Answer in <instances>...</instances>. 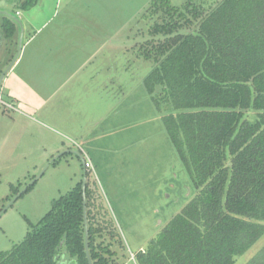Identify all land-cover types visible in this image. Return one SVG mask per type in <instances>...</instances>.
<instances>
[{
	"label": "rangeland",
	"instance_id": "374dc122",
	"mask_svg": "<svg viewBox=\"0 0 264 264\" xmlns=\"http://www.w3.org/2000/svg\"><path fill=\"white\" fill-rule=\"evenodd\" d=\"M185 2L170 0L176 6ZM12 4L11 10L27 26L23 40L21 33L19 37V60L6 75L0 94V251L22 242L55 199L80 182L83 185L86 173L96 204L117 229L115 239L103 234L106 238L98 237L97 242L111 243L119 264H135L129 261L131 252L145 250L194 194L162 111L143 88V78L153 67L143 58V44L153 37L150 29L159 15L152 12L153 0H13ZM33 28L41 29L26 51L24 43ZM38 55L48 61L44 62L50 70L45 71L39 60L28 65ZM73 56L75 61L79 58L77 64L67 60ZM88 56L113 76L110 89L116 99L111 111L105 101H98V109L85 103L94 94L91 83L83 85L87 81L82 73L92 71L93 64L80 71L73 66ZM54 66L58 83L69 80L65 74L69 70L75 83L57 90L47 102L48 91L38 82L27 83L25 77L30 71L43 76ZM98 114L100 123L88 126ZM72 151L86 154L92 168L87 170Z\"/></svg>",
	"mask_w": 264,
	"mask_h": 264
},
{
	"label": "trees",
	"instance_id": "16d2710c",
	"mask_svg": "<svg viewBox=\"0 0 264 264\" xmlns=\"http://www.w3.org/2000/svg\"><path fill=\"white\" fill-rule=\"evenodd\" d=\"M152 9L144 85L194 194L137 264H264V0H153ZM86 206L93 264H119L111 243L97 242L117 229L87 183ZM63 250L90 264L82 182L0 251V264H61Z\"/></svg>",
	"mask_w": 264,
	"mask_h": 264
},
{
	"label": "crops",
	"instance_id": "0c3cea01",
	"mask_svg": "<svg viewBox=\"0 0 264 264\" xmlns=\"http://www.w3.org/2000/svg\"><path fill=\"white\" fill-rule=\"evenodd\" d=\"M12 1L13 0H0V3L5 4V5L8 6V8H6V7L3 8L2 6H0V9H4L2 11L9 12L11 9H13L12 6H13L14 2L12 4ZM30 22H31V20H30ZM44 25H42V26H44ZM26 26L27 25L23 23V35L24 36H25V32H26ZM40 29L41 28H39L38 30H35V28H33V30H35V31L32 32V34L30 35V37L24 43V48H25L26 51L32 46L31 44L34 41H36V39H37V37L39 35V32L38 31ZM42 45H44V42L42 43ZM26 51H24V52H26ZM39 56L40 55L37 56V59H36V57H34L35 59L30 58L29 61H27L28 65L30 63H32V62H35L36 60H37V62L39 60V61H42V62L45 61L46 63H48V61H46V60H44V58H42L43 55L41 57H39ZM143 58L146 60V58L144 56H143ZM18 60L19 59L17 58V60L13 64L12 68L14 67V65H16V63L18 62ZM22 60H23V57L21 58L20 63L22 62ZM67 60L69 62L73 63V64H77L79 58L75 61V56H73V60L71 58L70 59H67ZM83 61L84 62L81 63L79 66H77V67L76 66L75 67L73 66V68L74 69L77 68V70L80 71V68L81 67L83 68L84 66H88V64H90V63L93 64V65L91 64L92 65V69H93L92 71H90V72L85 71V73H82V74H84V75H82L83 76V80L84 81H87L83 85H86L87 84L88 87L91 86L90 90L94 94L93 99H88V101H86L85 103L86 104H95V106L93 108L94 109H98V106H97L98 101H101V102L102 101H105L107 111H109V109L111 111L113 109V107L115 106V99H116L115 98V95H114V90L112 91L110 89V86L113 85V83H112L113 80H111L113 78V76L110 75V74H108L107 71H104V68L103 67L96 66V64H95V62H96L95 57L93 58L92 56H90V57L88 56V57H86L85 60L83 59ZM46 63H45V67H44L45 68V71L47 70V68L49 70L51 69L50 65L49 64H46ZM26 67H27V65H26ZM30 67H31V65H30ZM12 68H11V70H12ZM55 68L56 67L54 66V70H52L51 72H49L47 74H43V76H41L39 74H36L35 72H31L30 71L29 72V75H28V72H27L26 73V77H25V80H26L27 83L29 82L30 84H32L33 82L34 83H37L38 82L39 84H41L46 89V91H48V94L49 95L47 96L48 97L47 102L49 100H51L56 95L57 90H59L60 88H65V87L71 86V85H73L75 83V81H73L74 78H72L74 75H71L72 72H73V70H69V71L65 72L66 77H68V79H69L68 81H61V82L58 83L57 82L58 76H57V71L55 70ZM77 70H75V71H77ZM47 75H49V76H47ZM145 77L146 76H144V78ZM43 78H45L46 80L44 81ZM144 78H143V80H144ZM90 83L92 85H90ZM78 85H79L78 88H81V81H80V79H79V84ZM143 86H144L143 87L144 90L147 92L148 98L152 101V103H154L153 100H152V98H151V96H150V94L148 93V91H147V89H146V87L144 85V81H143ZM74 87H76V86H74ZM119 89H122V88H119ZM74 92H75V90H74ZM122 93H123V91H122ZM19 99H21V98H19ZM95 111H96L95 114L99 113L98 110H95ZM100 117H101V114H98V115L95 116V119L91 120L92 118H90L89 119L90 121H89V125L88 126L92 127V126L98 125L100 123V119H101ZM65 118H67V117H65ZM93 118H94V116H93Z\"/></svg>",
	"mask_w": 264,
	"mask_h": 264
},
{
	"label": "flooded vegetation",
	"instance_id": "af4514ba",
	"mask_svg": "<svg viewBox=\"0 0 264 264\" xmlns=\"http://www.w3.org/2000/svg\"><path fill=\"white\" fill-rule=\"evenodd\" d=\"M21 1L24 3L26 0ZM1 14L3 15V21L0 22V82L3 73L6 72L5 79L17 57L20 33L22 34L21 40H23V22L17 17V14L12 10ZM3 81L0 85V94ZM61 256H63L61 264H77L76 258L71 257L66 250L62 251Z\"/></svg>",
	"mask_w": 264,
	"mask_h": 264
},
{
	"label": "water",
	"instance_id": "95a60500",
	"mask_svg": "<svg viewBox=\"0 0 264 264\" xmlns=\"http://www.w3.org/2000/svg\"><path fill=\"white\" fill-rule=\"evenodd\" d=\"M0 13L5 14V11H0ZM17 58H18V56L13 61V64L15 63ZM5 73L6 72H4L3 75H2L1 82L4 79ZM1 82H0V85H1ZM66 152H68V150L61 151L56 157H54L50 161V163L55 161L56 158H58L59 156H61L62 154L66 153ZM72 152L76 153L81 159H83V163L85 164V157L81 153H79L77 151H72ZM41 174H40V176H41ZM40 176L36 177L35 180L31 184H33ZM86 181H87V176H86V173H85L84 181H83V185H82L83 197H84L85 249H86V253H87V257H88L89 263L93 264L92 259H91V255H90V248H89V227H88V216H87V206H86Z\"/></svg>",
	"mask_w": 264,
	"mask_h": 264
},
{
	"label": "built area",
	"instance_id": "2783aa9c",
	"mask_svg": "<svg viewBox=\"0 0 264 264\" xmlns=\"http://www.w3.org/2000/svg\"><path fill=\"white\" fill-rule=\"evenodd\" d=\"M82 153L84 154L85 152H82ZM84 157H85V164H84V166H85V168L87 170H89L93 166L92 161H91V159L88 156H86V154L84 155ZM130 260L133 261L135 264H137L136 255H134L132 252H131V256L129 258V261ZM124 264H129V262H125Z\"/></svg>",
	"mask_w": 264,
	"mask_h": 264
}]
</instances>
